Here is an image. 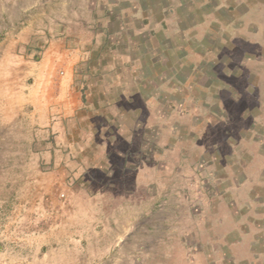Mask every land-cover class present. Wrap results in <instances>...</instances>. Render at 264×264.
I'll list each match as a JSON object with an SVG mask.
<instances>
[{
	"label": "rangeland",
	"instance_id": "1",
	"mask_svg": "<svg viewBox=\"0 0 264 264\" xmlns=\"http://www.w3.org/2000/svg\"><path fill=\"white\" fill-rule=\"evenodd\" d=\"M0 264H264V0H0Z\"/></svg>",
	"mask_w": 264,
	"mask_h": 264
},
{
	"label": "crops",
	"instance_id": "2",
	"mask_svg": "<svg viewBox=\"0 0 264 264\" xmlns=\"http://www.w3.org/2000/svg\"><path fill=\"white\" fill-rule=\"evenodd\" d=\"M71 85H72V73L68 72V89L70 88Z\"/></svg>",
	"mask_w": 264,
	"mask_h": 264
}]
</instances>
